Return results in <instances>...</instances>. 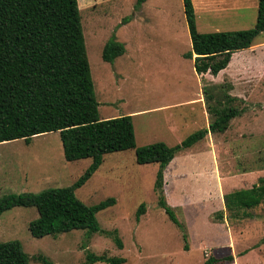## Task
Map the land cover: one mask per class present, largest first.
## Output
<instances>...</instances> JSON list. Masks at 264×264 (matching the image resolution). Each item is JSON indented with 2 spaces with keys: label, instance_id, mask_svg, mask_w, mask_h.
I'll return each mask as SVG.
<instances>
[{
  "label": "rangeland",
  "instance_id": "rangeland-1",
  "mask_svg": "<svg viewBox=\"0 0 264 264\" xmlns=\"http://www.w3.org/2000/svg\"><path fill=\"white\" fill-rule=\"evenodd\" d=\"M192 1L200 32L235 31L255 24L257 0ZM77 2L101 118L130 114L137 146L164 138L173 145L209 125L206 106V112L201 111L206 105L205 89L217 97L226 93L236 96L233 103L240 114L231 119L226 131L209 132L196 144L199 152L189 157L204 160L207 154L201 150L206 151L209 143L220 174H237L224 187L229 192L264 178V31L255 38L254 47L233 56L225 71L205 79L198 76L192 60L183 57L191 49L183 0H146L139 10L134 9L136 0ZM125 17L130 19L122 22ZM112 37L122 42L126 51L109 63L103 61L101 52ZM185 99L195 104L134 114ZM178 118L186 126L175 134L176 141L169 126ZM182 151L176 155L186 159L190 152ZM90 163L91 158L66 160L58 131L33 136L28 143L23 139L1 142L0 197L69 186ZM186 165L188 170L205 166L195 167L192 161ZM157 170V163L138 164L134 149L105 154L99 168L75 191L87 205L115 198L113 205L96 213L102 232L87 238L85 230L74 229L34 237L28 224L38 216L36 208L16 206L0 215V242L20 240L30 264H45L38 256L48 264H84L86 251L124 257L123 264H204L209 257L223 259L229 255L236 256V264H264L263 204L236 211L225 205L218 209L217 201L209 198L211 188L202 173L196 171L195 176L182 178L173 175L164 185L169 188L164 195L181 228L158 205L154 188ZM186 193L191 195L189 203ZM141 203L145 212L137 220ZM115 229L122 248L113 241V234H108ZM230 242L233 245L228 246Z\"/></svg>",
  "mask_w": 264,
  "mask_h": 264
},
{
  "label": "trees",
  "instance_id": "trees-1",
  "mask_svg": "<svg viewBox=\"0 0 264 264\" xmlns=\"http://www.w3.org/2000/svg\"><path fill=\"white\" fill-rule=\"evenodd\" d=\"M145 1L136 0L134 9L139 10ZM183 3L191 39V49L183 57L193 61L198 75H217L235 52L253 46L264 31V0H257L252 28L214 32L198 31L193 1ZM125 51L124 44L112 37L105 42L101 57L112 63ZM203 96L211 117L208 127L171 146L163 141L137 146L132 115H99L77 0H0V143L17 139L28 143L33 136L58 131L66 160L91 158L87 169L69 186L1 196L0 215L16 206L36 208L38 216L28 224L34 237L74 229L85 230L87 238L102 232L96 213L113 205L115 198L87 205L75 191L99 168L105 154L134 149L138 164H158L154 182L158 205L183 228L165 199L164 170L177 153L200 142L209 132L226 131L231 119L241 112L233 103L236 96L226 93L217 97L207 89ZM223 200L227 209L235 211L264 203V178L249 188L224 194ZM144 212L145 204L141 203L136 219ZM108 234H113V241L122 248L117 230ZM37 258L48 264L43 256ZM222 260L232 261L233 256L209 257L204 264ZM96 262L123 264L126 259L86 251L84 264ZM0 264H30L20 240L0 242Z\"/></svg>",
  "mask_w": 264,
  "mask_h": 264
},
{
  "label": "crops",
  "instance_id": "crops-1",
  "mask_svg": "<svg viewBox=\"0 0 264 264\" xmlns=\"http://www.w3.org/2000/svg\"><path fill=\"white\" fill-rule=\"evenodd\" d=\"M264 43H262V45H263ZM252 47H254V45L253 46H251L250 48H252ZM249 48V49H250ZM240 51H238V52H235L234 54H233V56L235 55V54H238ZM233 56H232V58H233ZM232 61V60H231ZM231 61L229 62V64L228 65H230L231 64ZM193 62V61H192ZM228 65H227V67H228ZM226 67V68H227ZM226 68L225 69H223V70H221L220 72H223V71H225L226 70ZM219 72V73H220ZM218 73V74H219ZM210 73H204V74H201V75H198V76H202V78H208L207 76L209 75ZM217 74V75H218ZM198 102H202L203 103V100L201 99V98H199L198 99ZM193 104H195V102H194V100H182V101H179V102H177V103H175V104H172V105H163L162 107H160V108H152V109H149V110H146V109H144V110H141V111H136V112H134V114H137V115H139V114H142V113H144V112H155V111H158V110H165V109H169V108H178V107H182V106H186V105H193ZM190 110L191 111H194V109H193V107H190ZM201 111L202 112H206V109H205V105L203 104L202 105V107H201ZM207 113V112H206ZM107 118V117H106ZM186 126V123L183 121V120H181V119H175L174 120V124H172V125H170L169 126V132L173 135V138L176 140V141H179L178 140V138L176 139L174 136H176L177 137V135H175L177 132H180L181 131V129L183 128V127H185ZM208 127V126H207ZM159 141H165V138H164V140H159ZM181 141V140H180ZM166 143V142H165ZM179 143V142H178ZM167 144V143H166ZM177 144V143H176ZM197 144V143H196ZM193 145L192 147H190V148H188V149H185V150H183L182 151V154H185V153H187V152H190L187 156H186V159H179V156H177V155H175V157L169 162V164L166 166V168H165V170H164V185L166 184V181H167V179H168V177H172L173 175H175L176 177H187L189 174L190 175H193V176H195L196 175V171L197 172H199V173H202L203 175V177L204 178H206L205 180H206V183L210 186V188H211V192H209V198H211V199H213V200H215V201H217V203L219 204L218 206V209H224L225 207H224V200H223V196H224V194H226V193H229V191H226L225 189H224V187L226 186V187H228V185H229V183H228V180H229V178H233V175H237V174H229L228 176H223L222 174H220V171H219V169H218V166L216 165V163H214V161H215V159H213L214 158V155H212V150H211V147H209L210 146V144L209 143H207V145H206V151H204V150H201L202 151V153H206L207 154V157L204 159V160H197L196 159V157L192 160V159H190V157H189V155L190 154H194V153H196V152H199V149L196 147L197 145ZM168 145H172V144H168ZM174 145V144H173ZM194 147H195V149H194ZM192 150V151H191ZM204 151V152H203ZM187 161H192V164H194L195 165V167H198V164H204L205 166H204V168L202 169V168H196L195 170H193L192 168L191 169H187ZM202 169V170H201ZM254 171V170H253ZM241 174H248V173H241ZM241 174H239V175H241ZM256 180V179H255ZM226 181H227V183H226ZM257 181V180H256ZM168 182V181H167ZM246 182V181H245ZM256 183V182H255ZM254 184V183H253ZM252 186V185H251ZM251 186H249V187H251ZM169 187V186H168ZM248 187V188H249ZM169 189V188H168ZM168 189H165L164 188V193H165V191H168ZM200 191H201V189H200ZM234 191V190H233ZM231 192V191H230ZM166 194V193H165ZM187 194V195H186ZM185 194V200H186V202L187 203H189V202H191L192 200H191V195H189V193H186ZM198 195H201V194H198ZM196 197H198V196H196ZM203 198V196L201 195L200 196V199H202ZM261 204H263L262 206H261V208L262 207H264V203H261ZM260 204V205H261ZM259 205V206H260ZM233 245L232 244V242H230L229 244H228V246H231V245ZM222 246H226V245H222ZM232 262H235V264H236V256L235 255H233V260H232Z\"/></svg>",
  "mask_w": 264,
  "mask_h": 264
}]
</instances>
